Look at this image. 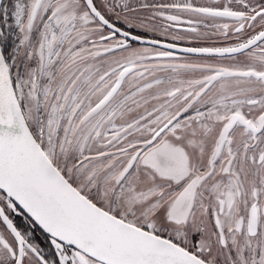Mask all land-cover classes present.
<instances>
[{"label":"snow or ice","instance_id":"obj_1","mask_svg":"<svg viewBox=\"0 0 264 264\" xmlns=\"http://www.w3.org/2000/svg\"><path fill=\"white\" fill-rule=\"evenodd\" d=\"M0 264H264V0H0Z\"/></svg>","mask_w":264,"mask_h":264}]
</instances>
